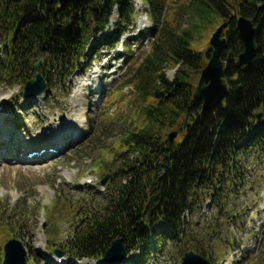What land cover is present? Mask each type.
Instances as JSON below:
<instances>
[{"label":"trees","instance_id":"trees-1","mask_svg":"<svg viewBox=\"0 0 264 264\" xmlns=\"http://www.w3.org/2000/svg\"><path fill=\"white\" fill-rule=\"evenodd\" d=\"M133 1L70 0L60 8L57 0H0V26L6 33L1 80L10 79L11 70L21 65L35 68L39 56L55 70L73 72L89 60L95 47L88 45L100 33L106 32L100 43H119L127 29L118 22L110 30V19L117 8L128 20ZM144 2L150 4L148 16L158 20L159 1ZM176 2L175 16L158 31L150 28V50L124 81L135 88L136 107L132 125L119 143L125 156L119 170L126 180L107 184L110 193L102 214L85 211L86 226L67 244L75 257L100 259L118 237L124 239L129 253H141L132 264H147L156 243L169 238L210 257L195 244L196 239H184L186 212L201 193H210L216 202L218 183L236 184L242 158L264 152V0ZM239 16L256 26L257 51L249 66L237 64L244 48L236 28ZM184 18L190 20L189 25L184 26ZM225 22L228 41L222 56L226 62L223 75L229 92L224 101L214 100L203 109L193 90L212 48L201 49L200 42L211 28ZM123 46L131 49L132 42H123ZM133 57L128 55V59ZM168 67H177L173 80L167 77ZM42 73L50 87L45 68ZM173 128L178 131V146L169 151L168 133ZM157 193L156 207L149 216L150 198ZM220 200L225 203L226 195ZM157 222L165 225L164 232L155 229Z\"/></svg>","mask_w":264,"mask_h":264},{"label":"rangeland","instance_id":"rangeland-1","mask_svg":"<svg viewBox=\"0 0 264 264\" xmlns=\"http://www.w3.org/2000/svg\"><path fill=\"white\" fill-rule=\"evenodd\" d=\"M158 1L162 8L158 20L148 16L150 4L144 0L133 1L128 20L115 8L108 28L115 30L116 23L121 22L127 29L118 38L119 43L114 42L113 46L100 43L106 32L100 33L88 45L95 47L89 60L83 59L86 64L73 72L65 74L43 60L38 69L21 65L16 71L11 70L14 75L10 79L1 80L5 69L0 67V100L6 99L9 108L5 127L19 136L15 149L26 134L32 140L43 132L49 134L52 129L60 133L62 128L58 124L61 122L71 121L75 114L84 116L83 111L87 117L81 126L82 132L71 129L68 145L53 156L33 162L0 160V264L4 261V246L13 238L22 240L28 249L27 264H106L103 260L77 259L69 252L67 244L86 226L85 211L103 213L110 193L107 184L126 180L119 170V163L125 157L119 143L132 125L136 107L135 88L124 81L150 50V28H160L179 8L177 0ZM183 23L189 25L190 20L184 18ZM219 26L205 35L200 42L201 49L210 46V39ZM5 39L2 29L0 59ZM128 40L132 42L131 49L122 47ZM128 55H133V59H128ZM40 58L43 56L37 59ZM43 68L50 77V87L35 101L23 97L25 80L34 77L38 70L42 72ZM176 70L177 67L167 68L170 80L174 79ZM74 131H78V135H74ZM42 150L44 148L34 151ZM99 165L101 167H97ZM238 166L236 184L218 183L216 202L210 193H201L184 217V239L188 242L196 239L195 244L210 257L169 238L156 243L147 264H181L186 250L201 254L211 264H264V152L244 156ZM106 174H111L110 178L102 185L101 179ZM89 179L92 181L88 182ZM225 195L224 203L220 199ZM153 202L156 204V200ZM165 228L162 222L155 225V229L162 232ZM55 249L64 251V255L58 256ZM140 256L141 253L135 251L125 261L115 264H132ZM57 258L63 262L57 263Z\"/></svg>","mask_w":264,"mask_h":264},{"label":"water","instance_id":"water-1","mask_svg":"<svg viewBox=\"0 0 264 264\" xmlns=\"http://www.w3.org/2000/svg\"><path fill=\"white\" fill-rule=\"evenodd\" d=\"M58 6L61 8L70 0H57ZM227 23H222L214 32L210 39L212 48L211 56L208 63L202 69L198 82L193 90L194 99L201 100L203 109L208 108L214 100L224 101L229 92L227 79L224 77L226 62L223 59L224 50L227 47V38L224 36V31L227 28ZM236 28L243 42V50L238 55L237 64L249 66L253 63L257 46L255 42L256 26L253 21L245 16H239L236 22ZM43 59L40 58L35 64L38 69L42 64ZM47 90V84L44 75L41 71H37L35 76L29 79L23 88V96L35 101ZM262 113L256 115L257 119L262 118ZM178 131H171L168 134L169 145L168 150L173 151L178 142L176 137ZM110 177L107 174L101 181L104 185ZM159 193L150 199L151 210L155 206L154 199L158 198ZM149 212V215L151 213ZM58 256H63L64 251L56 249L54 251ZM28 251L22 240L13 238L10 239L4 246V261L2 264H26ZM129 256L128 249L122 237L115 238L109 248L106 250L103 261L109 264L120 263ZM181 264H211L210 261L199 253L188 251L184 254Z\"/></svg>","mask_w":264,"mask_h":264},{"label":"bare ground","instance_id":"bare-ground-1","mask_svg":"<svg viewBox=\"0 0 264 264\" xmlns=\"http://www.w3.org/2000/svg\"><path fill=\"white\" fill-rule=\"evenodd\" d=\"M83 85L84 83H82L80 86L82 87ZM37 99H40V97H38ZM74 100L77 102V98L74 97ZM5 101L6 99L0 100V160L3 161L7 159L16 162H33V160L35 161L37 159L53 156L54 152L50 151V148H56L55 150L57 152H61L62 150H64L71 138V134L68 135L69 133H72L71 129L77 128L78 131L82 132L83 129H81V126H83L84 122H86L87 120L84 111L82 113L84 116L75 114L74 117L70 118L71 121L68 120L66 121L67 123L63 121L58 124V126L62 128V132L60 131V133H57L58 131H56V129H52L49 134L43 132L37 139L32 140L26 137L28 136V134H26V136H24V138H22L19 142V146L15 149V144L17 143V139L19 138V136H15L13 134L15 133V131L11 133V131L5 127L6 122L9 119V117L7 116L9 113V108L5 104ZM82 107L85 108V106ZM3 120L5 121L3 124H1ZM78 131H74V135H78ZM25 138L26 140H28L27 142H25ZM36 148H44L45 150L43 152H40L39 154L33 155L32 157L26 156L28 152L34 151ZM57 260L58 258L56 259V262H58Z\"/></svg>","mask_w":264,"mask_h":264}]
</instances>
